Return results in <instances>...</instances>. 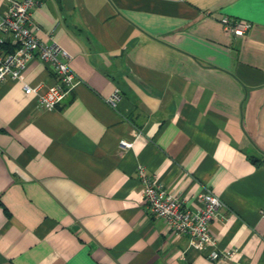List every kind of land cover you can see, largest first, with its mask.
Returning <instances> with one entry per match:
<instances>
[{"label": "crops", "instance_id": "obj_1", "mask_svg": "<svg viewBox=\"0 0 264 264\" xmlns=\"http://www.w3.org/2000/svg\"><path fill=\"white\" fill-rule=\"evenodd\" d=\"M38 1L79 80L53 108L24 88L54 81L39 58L0 83V264H264V0ZM138 165L188 206L220 197L213 247L149 213Z\"/></svg>", "mask_w": 264, "mask_h": 264}, {"label": "built area", "instance_id": "obj_2", "mask_svg": "<svg viewBox=\"0 0 264 264\" xmlns=\"http://www.w3.org/2000/svg\"><path fill=\"white\" fill-rule=\"evenodd\" d=\"M4 9L0 6V83L11 79H21L28 64L36 58L44 62L53 74L54 81L44 92H38L28 84L26 93H37L40 105L45 108L56 107L78 82L76 73L70 66L68 51L57 43L53 36L42 39L40 26L34 21L33 12L40 5L38 0H4ZM223 32L233 37L244 36L252 24L242 18L222 16ZM119 100L118 89L109 97L108 102L115 106ZM120 144L129 148L131 141L121 139ZM137 174L142 184V201L151 215L162 218L166 227L176 237L187 235L189 245L197 250L213 247L211 232L212 220L222 206V200L211 189L205 188L196 197V206L186 204V200L166 189L142 165H138ZM233 250L211 249L208 256L212 260H225L232 256Z\"/></svg>", "mask_w": 264, "mask_h": 264}]
</instances>
